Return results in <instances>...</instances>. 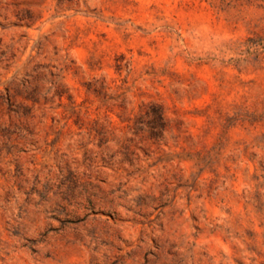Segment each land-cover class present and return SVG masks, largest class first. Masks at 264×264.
Listing matches in <instances>:
<instances>
[{
	"label": "rangeland",
	"instance_id": "1",
	"mask_svg": "<svg viewBox=\"0 0 264 264\" xmlns=\"http://www.w3.org/2000/svg\"><path fill=\"white\" fill-rule=\"evenodd\" d=\"M0 264H264V0H0Z\"/></svg>",
	"mask_w": 264,
	"mask_h": 264
},
{
	"label": "trees",
	"instance_id": "2",
	"mask_svg": "<svg viewBox=\"0 0 264 264\" xmlns=\"http://www.w3.org/2000/svg\"><path fill=\"white\" fill-rule=\"evenodd\" d=\"M145 115L149 116L147 122L148 131L152 136H158L163 130V113L161 108L156 104H149ZM142 127H138L137 130H142Z\"/></svg>",
	"mask_w": 264,
	"mask_h": 264
}]
</instances>
